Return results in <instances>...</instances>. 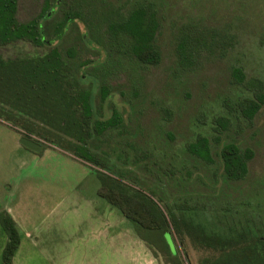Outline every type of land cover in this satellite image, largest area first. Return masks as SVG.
<instances>
[{"label":"rangeland","instance_id":"1","mask_svg":"<svg viewBox=\"0 0 264 264\" xmlns=\"http://www.w3.org/2000/svg\"><path fill=\"white\" fill-rule=\"evenodd\" d=\"M115 1L129 8L142 0ZM151 1L159 19L157 64L137 63L130 56L108 54L94 42L86 44L79 20L61 42L47 34V45L22 40L0 45V58L9 61L37 56L58 44L63 54L67 48L74 52L69 58L73 67L91 60L89 68L78 67V73L81 86L93 94L94 116L105 119L113 111L121 116L119 126L88 139L90 149L104 163L96 166L73 154L75 140L53 122L50 96L46 95V106H29L23 99L13 100L8 91L14 86L8 90L0 85V109L33 130L0 115V198L5 197L6 209L14 210L20 226L18 253H46L42 238L54 223L55 233L58 226L64 232L75 224V232L87 235L84 242V238L72 242L70 253H91L90 223L101 217L104 242L112 239L111 253H118L116 264H165L160 253L153 256L134 224L96 194L102 172L147 194L166 217L167 208L180 220L192 206L207 213L221 207L222 213H231L225 219H245L254 225L258 214L264 213V106L251 120L241 112L245 100L264 91V0ZM42 2L18 0V20L35 17ZM53 9V17L41 19L48 30L59 17V7ZM182 39H186L184 62L178 48ZM101 85L108 93L104 99ZM199 135L209 139L210 163L186 149ZM22 136L43 144V150L25 148L19 143ZM230 142L253 152L248 171L239 180H229L223 173L220 150ZM179 223L183 244L171 225L172 239L168 234L165 239L182 264H199L217 255L196 244L181 225L184 221ZM113 228L117 234L110 237ZM26 230L39 231L41 241L33 248L23 237Z\"/></svg>","mask_w":264,"mask_h":264},{"label":"trees","instance_id":"2","mask_svg":"<svg viewBox=\"0 0 264 264\" xmlns=\"http://www.w3.org/2000/svg\"><path fill=\"white\" fill-rule=\"evenodd\" d=\"M114 1L43 0L41 10L35 17L20 21L17 18L18 0H0V45L19 40L34 45H47L50 43L45 37L47 34L61 42L63 35L79 20L85 27V32L80 37L86 44L94 42L109 51L108 54L130 56L137 63L157 64L160 53L155 45V35L159 19L155 4L151 0H142L129 8H123ZM54 6L59 7V17L48 30L41 19L53 17ZM185 40L182 39L178 45L182 62L187 60ZM72 53L74 54L67 48L63 54L58 44L48 46L46 52L30 58H16L12 61L0 58V85L2 89L14 86L13 89L10 88L12 91H8L13 93V100L23 99L29 106L32 103L46 106V95L52 97L49 100L52 99V109L55 110L54 113L51 112L54 114L53 122L55 120L60 131L68 132L75 140L72 145L73 154L101 167L103 162L90 149L88 139L119 126L121 116L117 111H113L105 119L94 116L93 94L91 90L81 86L82 75L78 73L81 66L89 68L92 61L86 60L73 67L69 61ZM95 67L92 66L91 69ZM20 86L25 91L20 90ZM35 90L37 95H33ZM99 90L101 97L106 98L108 93L102 85ZM262 106L264 91H257L242 103V115L251 120ZM2 110L0 109V115L5 120H11L13 124L27 131L32 130L23 127L13 113ZM43 137L45 140L54 141L47 136ZM186 149L207 163L212 160L210 143L206 136H197L187 144ZM252 156L251 149L241 150L232 142L226 143L220 150L224 176L229 180L242 179L248 171V162ZM100 176V186L96 193L134 224L139 237L153 256L157 257L160 253L165 264H182L175 248L172 252L165 239L166 234H171V225L176 239L183 244L184 233L180 221H184L181 225L188 230V236L196 244L217 253L215 257H205L199 264H264V213L258 214L254 225H250L245 219H225L226 214L231 213H222L221 207H215L213 212L207 213L204 208L192 206L189 208L190 213L181 214L180 220L167 208L168 218L147 194L132 189L112 175L102 172ZM0 225L7 236L1 250L0 264H13L14 253L21 241L19 231L14 219L5 210L0 211Z\"/></svg>","mask_w":264,"mask_h":264},{"label":"crops","instance_id":"3","mask_svg":"<svg viewBox=\"0 0 264 264\" xmlns=\"http://www.w3.org/2000/svg\"><path fill=\"white\" fill-rule=\"evenodd\" d=\"M97 194V193H96ZM4 196V194H3ZM2 200V208L1 210H6L11 217L14 219L16 223V227L19 231L20 226L18 221L15 218L14 210L7 208L6 209V200L5 197ZM93 228L94 234L93 236H89L91 239L92 251L91 253H70L72 248V242L79 241L84 238L86 241V236L80 232H75L73 228L75 224H70L72 228L66 229L64 232L59 228V231L55 233V223L47 226L44 231V237L42 238V245L46 247V253H18L20 244L22 242V236L20 234V244L16 249L13 256V264H116L117 263V254L111 253L113 250L112 247V239H106L104 242L103 237V220L101 217L95 218L90 223ZM114 229V230H113ZM110 232V237L117 234V229L113 228ZM39 231L30 232V230L24 231L23 237L30 248L35 247V243L41 241L39 240ZM58 238V240H57ZM7 241V236L0 225V262H1V250ZM104 243H107L104 250ZM82 248V247H81ZM83 251V249H82ZM86 252V251H85Z\"/></svg>","mask_w":264,"mask_h":264},{"label":"water","instance_id":"4","mask_svg":"<svg viewBox=\"0 0 264 264\" xmlns=\"http://www.w3.org/2000/svg\"><path fill=\"white\" fill-rule=\"evenodd\" d=\"M19 143L24 146L25 148L34 151V152H40L41 150H43L44 145L29 138L26 136H22L19 139Z\"/></svg>","mask_w":264,"mask_h":264}]
</instances>
